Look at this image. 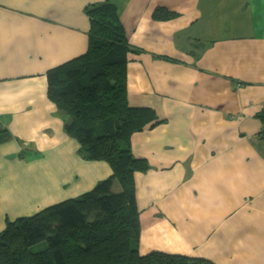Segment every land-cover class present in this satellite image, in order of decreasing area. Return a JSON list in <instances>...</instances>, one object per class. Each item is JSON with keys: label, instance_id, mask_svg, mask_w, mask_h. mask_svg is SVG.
Masks as SVG:
<instances>
[{"label": "crops", "instance_id": "0c3cea01", "mask_svg": "<svg viewBox=\"0 0 264 264\" xmlns=\"http://www.w3.org/2000/svg\"><path fill=\"white\" fill-rule=\"evenodd\" d=\"M103 2L141 51L128 106L156 116L130 139L149 166L134 176L139 250L264 264V0H0V232L111 176L77 155L45 77L85 53Z\"/></svg>", "mask_w": 264, "mask_h": 264}, {"label": "trees", "instance_id": "16d2710c", "mask_svg": "<svg viewBox=\"0 0 264 264\" xmlns=\"http://www.w3.org/2000/svg\"><path fill=\"white\" fill-rule=\"evenodd\" d=\"M86 16V51L45 72L46 96L66 135L78 145L77 155L105 163L111 176L74 199L7 222L0 232V264H212L155 250L140 254L134 176L149 166L132 154L130 139L156 116L150 109L128 106V55L141 51L129 46L115 7L103 2ZM175 17L162 8L152 14L157 21ZM10 138L0 130V144Z\"/></svg>", "mask_w": 264, "mask_h": 264}, {"label": "rangeland", "instance_id": "374dc122", "mask_svg": "<svg viewBox=\"0 0 264 264\" xmlns=\"http://www.w3.org/2000/svg\"><path fill=\"white\" fill-rule=\"evenodd\" d=\"M116 183H117V181L115 182V184H116ZM112 192H113V193H116V194L120 192V188H119V184H118V183H117L116 186L112 189ZM156 248H157V247H155V249H153L152 251H154V250H155V251H162V250H160V249H156ZM138 250H139V249H138ZM142 251H143V250H142ZM142 251L139 250V252H140L141 254L144 253V251H143V252H142ZM145 252L147 253V251H145Z\"/></svg>", "mask_w": 264, "mask_h": 264}, {"label": "water", "instance_id": "95a60500", "mask_svg": "<svg viewBox=\"0 0 264 264\" xmlns=\"http://www.w3.org/2000/svg\"><path fill=\"white\" fill-rule=\"evenodd\" d=\"M64 128H66V126H64Z\"/></svg>", "mask_w": 264, "mask_h": 264}]
</instances>
